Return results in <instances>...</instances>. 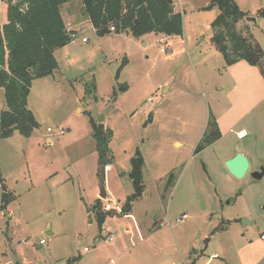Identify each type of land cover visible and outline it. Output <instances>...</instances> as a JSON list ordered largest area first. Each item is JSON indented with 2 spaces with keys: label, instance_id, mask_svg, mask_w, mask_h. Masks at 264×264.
Masks as SVG:
<instances>
[{
  "label": "rangeland",
  "instance_id": "1",
  "mask_svg": "<svg viewBox=\"0 0 264 264\" xmlns=\"http://www.w3.org/2000/svg\"><path fill=\"white\" fill-rule=\"evenodd\" d=\"M233 1L249 14L264 9V0ZM208 5L180 1L183 34L168 40L172 52L166 54L159 34L97 36L80 10L73 11L77 39L54 52L58 68L51 76L32 82L27 106L38 128L28 138L14 132L0 140V209L4 190L12 196L0 210V264H67L71 258L76 264H221L225 250L235 254L242 234L264 237V174L252 176L264 171L261 128L243 140L233 132L203 145L233 83L212 41L218 8ZM3 18L0 8V24ZM90 120L111 133L104 176ZM238 152L249 163L242 179L224 166ZM136 153L147 199L132 203V218L142 236L121 234L119 225L132 218L103 214L113 238L108 244L94 194L103 185L122 206L134 193L129 174Z\"/></svg>",
  "mask_w": 264,
  "mask_h": 264
},
{
  "label": "trees",
  "instance_id": "2",
  "mask_svg": "<svg viewBox=\"0 0 264 264\" xmlns=\"http://www.w3.org/2000/svg\"><path fill=\"white\" fill-rule=\"evenodd\" d=\"M6 4V23L0 27V89L4 90L6 111L0 114V140L18 132L28 138L38 123L28 109L32 82L49 77L58 68L54 52L70 42L71 32L63 23L60 6L74 0H0ZM84 13L97 36L111 33L142 37L154 33L166 38L181 37L182 17L174 12L172 0H80ZM217 7L219 14L212 21V41L226 65L244 61L258 67L264 77V53L246 26L237 29L243 13L233 0H210L206 9ZM264 18V10L258 12ZM124 90V88L120 89ZM93 138L101 165H107L111 133L102 124L90 120ZM219 134L216 122L209 120L204 144L209 146ZM203 146H199L197 151ZM143 161L136 153L129 174L134 193L125 199L121 213L130 211L132 202L141 197L143 185L140 170ZM102 174V173H101ZM12 196L4 192L1 208L5 209ZM98 203V201H97ZM99 211V210H98ZM98 224L103 213L97 212ZM76 258L67 260L75 264Z\"/></svg>",
  "mask_w": 264,
  "mask_h": 264
},
{
  "label": "crops",
  "instance_id": "3",
  "mask_svg": "<svg viewBox=\"0 0 264 264\" xmlns=\"http://www.w3.org/2000/svg\"><path fill=\"white\" fill-rule=\"evenodd\" d=\"M209 4H210V0H209ZM0 8H1L2 18L4 17V13H5V18L1 20V24H0V27H1L2 25L6 23L7 6L5 3L0 1ZM79 10L81 12V17L85 18L86 15L84 13L83 5L80 0H74L72 2L63 4L60 6V14H61L63 23L67 31L76 33V31L72 29V26L75 23V19H76L73 17L72 13L73 11H79ZM260 10H264V9L255 8L253 9V12L251 14H249L250 11H248L247 13L241 10L243 13L247 14V17L252 16L253 18H255V23L247 22L245 20L247 18L246 17L243 20V22L240 21L239 23H237V28L241 27L244 23V25L247 26L249 32L251 33L253 39L255 40V42L258 44V46L264 53V37L259 38L256 34V30L258 28L257 26L260 23H262L261 25H264V18L258 16V12ZM218 14H219V11H218ZM162 38L164 39L166 37L162 36ZM173 38L175 37L166 38V39L170 40ZM179 43L184 44L182 43V40H180L178 44ZM225 73L232 79L233 83L231 87H229L226 91V101H227L228 106L225 108V110L224 109L223 111L221 110L219 112V115L214 116V120L216 122L217 131H218L219 136L213 143L209 145V147H212L216 145L218 142H221L227 135L232 134L233 132H235L237 140L238 139L243 140L247 138L249 134L251 133V131L256 132L257 134L260 131V128L264 135V77L261 74L259 68L255 66H251L244 61H239L231 66L226 67ZM77 111H79V109ZM250 123L254 124L253 127L249 126ZM47 143H51V140L47 139ZM176 144H179V146L181 145V143H178V142L175 143V146ZM234 154L235 153L230 155L228 159L231 158ZM101 173L103 175V171ZM105 192H106L105 199H100L99 192L98 190H96L94 194V201L95 203H97V201L101 202L102 207H100V210L99 208L96 207L97 209L95 208L94 213L96 211L97 212L100 211V213L109 214L111 217L115 216L119 219L132 218V214H133L132 204L130 207V211L128 213L122 214L121 209L125 201L122 204V206H120L121 207L120 208L117 205V203L114 201V199L108 196L106 189H105ZM141 197H143L144 199H147V197L144 195V190H143ZM0 210H2V212L3 211L5 212L6 207L5 209L1 208ZM87 214L89 215V213ZM229 221L233 222V220H229ZM259 221L261 222V220ZM254 223L255 222L252 221L248 225L250 224L254 225ZM102 224L103 226L101 225L102 227H100L101 228L100 236L104 238V240H106V236L109 237L110 233L104 229V223ZM223 225L227 226L228 224L226 222ZM258 225L259 224L256 223V226ZM119 229L122 235H125L128 233L130 234L135 231L140 237L142 225L132 218V222L129 224L121 223L119 225ZM50 235H52L51 232H50ZM106 242L108 244H111L113 241L108 242L106 240ZM234 250H235L234 252L235 254L232 257H231L232 254H230V252L228 253L227 250L224 251L223 258L221 259L222 261L221 264H264V241L261 239L255 240L249 235L246 236L245 234H242L241 239H240V244L238 245V249H234ZM216 257H217L216 254L212 255L211 257L208 258L207 262L213 261L214 259H216Z\"/></svg>",
  "mask_w": 264,
  "mask_h": 264
},
{
  "label": "water",
  "instance_id": "4",
  "mask_svg": "<svg viewBox=\"0 0 264 264\" xmlns=\"http://www.w3.org/2000/svg\"><path fill=\"white\" fill-rule=\"evenodd\" d=\"M245 20L249 23H255V18L253 17H247ZM224 166L232 177L236 179H242L247 173V170L249 168V163L246 157L243 156L240 152H238L232 158L227 160ZM263 174H264V171L260 170L259 172L254 173L252 176L254 179L259 180L263 177ZM105 197H106L105 187L101 185L99 188V198L105 199ZM87 213H90V211L87 210ZM88 218H89V223H90L91 222L90 215L88 216ZM247 223L249 222L246 220H243V224H247ZM49 235H50V232H49Z\"/></svg>",
  "mask_w": 264,
  "mask_h": 264
},
{
  "label": "built area",
  "instance_id": "5",
  "mask_svg": "<svg viewBox=\"0 0 264 264\" xmlns=\"http://www.w3.org/2000/svg\"><path fill=\"white\" fill-rule=\"evenodd\" d=\"M180 1H181V0H172V7H173L174 12H176V13H178V12L176 11V7H177L178 9H180ZM179 14L181 15V13H179ZM110 31H111V32H115V30H114L113 27H110ZM74 39H77V33H75V32H71V34H70V40H74ZM81 41H82V42H85L86 40H85L84 38H82ZM168 42H169V41H168L166 38L162 39V41L160 42V44H164V46H162V45L160 46V52H161L162 54H166V53H171V52H172V45H171V43H168ZM182 43H184L183 40H182ZM107 166H108V164L105 165V166H103L102 171H104V168L108 169ZM0 188H1V185H0ZM186 219H187V216L183 215V216L181 217V219L178 220L177 222H178V223H182V222H183L184 220H186ZM260 239L264 241V237H263V236H261ZM106 240H107L108 242H112V241H113V238H112V237H108V236H106ZM44 243H45V242H44L43 240L40 241V244H41V245L44 244ZM85 251H86V249H85Z\"/></svg>",
  "mask_w": 264,
  "mask_h": 264
}]
</instances>
